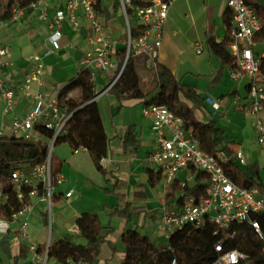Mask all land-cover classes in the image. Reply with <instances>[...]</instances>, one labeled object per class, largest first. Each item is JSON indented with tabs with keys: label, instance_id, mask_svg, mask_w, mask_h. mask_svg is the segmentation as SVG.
Instances as JSON below:
<instances>
[{
	"label": "built area",
	"instance_id": "1",
	"mask_svg": "<svg viewBox=\"0 0 264 264\" xmlns=\"http://www.w3.org/2000/svg\"><path fill=\"white\" fill-rule=\"evenodd\" d=\"M118 14L124 22L126 54L120 62L114 60L115 42L113 29L97 11L98 0H66L58 7L50 18V4L45 0H34L30 10L37 11L49 25V49L42 56H35V67L27 72L22 85L17 89L6 78V72L12 67L7 59L10 48L0 41V96L3 102V115L12 114L20 103L22 96L33 97L34 107L24 116L12 118V134L34 144H45L47 156L40 163L15 164L10 173L9 183L12 191H6L0 184V235H12L26 246L30 256L29 264H49L50 237L39 245L32 240L29 232L31 221L39 209L47 217V227L55 207L56 187L65 182L58 174L53 176V152L57 138L67 132L72 114L67 113L59 105L58 92L50 97L33 92V85H43V58L53 55L61 49L60 42L63 30L68 24L73 31L81 27L79 15L82 14L90 34L87 43L90 51L81 60L80 65L88 70L95 82L100 73L113 72L107 90L119 79L130 56L145 58L146 66L157 72L160 52L163 43L166 23L172 0H117ZM228 8L232 15V41L228 46L230 56L236 61V69L231 70V79L239 81L246 78L248 103L241 105L249 116L255 118L256 143L264 149V75L261 72V58L255 53V38L262 30V24L256 10L245 0H228ZM25 12L17 11L13 22L19 21ZM134 19L135 26L131 21ZM7 23L0 24V27ZM132 29H136L137 37H133ZM197 54L203 51L202 43H197ZM122 63L121 67L119 65ZM97 99V96L94 100ZM242 101L237 95L235 103ZM205 103L215 113L222 106L221 100L205 98ZM143 116L151 121L155 135V146L148 154L147 161L162 173L165 184L169 187L174 183L181 171H189L187 181L182 187L195 181V173H203L208 182L207 189L197 200L185 196L181 203L166 208L160 217L158 231L168 241L175 232L193 229H211L214 235L224 234L230 240L238 234L232 227L236 224L248 225L258 242L264 241V231L254 218L264 214V181L261 187H242L235 183L227 174L225 165L233 157L238 165H246L242 149L233 151L229 156L225 151L218 150L214 154L203 151L192 128H185L184 120L176 116L165 105H150L143 108ZM41 126L52 135L46 136L37 127ZM86 151L80 148L74 153ZM87 152V151H86ZM106 159L101 160L104 165ZM239 166V165H238ZM190 186V185H189ZM73 190L65 194L71 199ZM12 198L25 206L19 210L11 207ZM227 242L220 239L213 247L210 264H241L249 256L238 249L228 250ZM54 264H62L54 262ZM65 264H87L83 261L67 260ZM172 264H177L173 260Z\"/></svg>",
	"mask_w": 264,
	"mask_h": 264
},
{
	"label": "crops",
	"instance_id": "2",
	"mask_svg": "<svg viewBox=\"0 0 264 264\" xmlns=\"http://www.w3.org/2000/svg\"><path fill=\"white\" fill-rule=\"evenodd\" d=\"M45 1L50 4L48 14L51 18L60 7V3L64 4L66 0ZM227 1L174 0L165 27L159 63L166 66L184 86L193 87L204 100L206 97L221 100L222 106L217 113H214L207 105L208 111L212 112L210 115L206 113L207 118L214 120L217 127L226 133V140L232 151L243 150L247 167L257 163L260 168H264V149L258 146L259 150L253 151L256 131L253 135L244 132L252 117L241 109V105L249 101L246 98L248 80L246 78L239 81L232 80V69L222 68L220 60L207 45L210 37H213L216 42H222L227 34L228 26L232 27V15ZM116 2L117 0H112L109 4L107 0H102V4L111 10ZM79 21L81 27L78 31H73L68 24L65 25L60 42L61 49L43 58V85H33L35 94L41 93L45 97L53 96L69 79L78 74L81 69V60L90 51L87 43L90 31L82 14L79 15ZM117 23L124 25L118 11L110 28L115 30ZM49 35L48 23L33 10L26 12L19 21L0 27V41L10 48L7 59L12 63L5 78L15 88L18 89L22 85L25 74L35 67L34 57L42 56L49 49ZM263 39L264 32L257 34L255 48L258 46V41ZM114 42L115 48H119L118 42ZM197 43L203 45L201 54L196 52ZM255 53L260 58L264 57V53L260 54L257 49ZM219 74L220 77H218ZM97 80L99 86L104 87L97 93L96 101L109 139L106 162L103 166L111 174L103 177L86 151L74 153L68 144L55 147L54 158L63 163L60 174L65 178V182L57 186L55 190L53 214L54 223L57 225L56 232H58L56 239L75 232V228L77 232L74 236L79 237L80 216L86 212L97 214L103 226H111L114 232L109 236L108 241L101 245L94 264H121L125 255V244L121 236L126 228H139L141 234L156 244H163L165 240L168 243V240L159 233L157 226L163 210L171 208L178 202L175 199L168 200L170 186L175 182L179 184L186 182L190 173L186 170L179 172L174 183L169 187L161 176L159 183L152 187L147 169H152L154 172L158 170L147 161L148 154L155 146L151 121L143 114L141 120L138 112H132L136 105L127 106L118 111L115 96L107 90V76L99 74ZM237 95L242 97V101L238 104L235 103ZM107 97L110 98L107 100L109 118L105 119L101 108L102 101ZM34 101L33 97L22 96L13 112V117L28 114L34 107ZM199 117L201 121L206 120L201 114ZM132 125L137 126L139 146L125 147L123 140L128 127ZM0 134H12L10 126H7L5 121L0 124ZM262 180L264 181V178ZM193 183L190 182L189 185L192 186ZM115 184H117L116 189ZM70 190H73L74 194L71 199H66L65 194ZM117 194L124 196L125 202H132L133 207L142 210L137 219L127 223L125 219L109 216L108 213L118 205ZM176 195L178 196V193ZM123 205L124 202L121 208ZM44 217L43 210L39 209L31 224L36 221L47 228ZM70 241L79 244L76 239ZM37 243L42 245L44 241ZM21 246L23 245L18 238L12 235H0V264H13Z\"/></svg>",
	"mask_w": 264,
	"mask_h": 264
},
{
	"label": "trees",
	"instance_id": "3",
	"mask_svg": "<svg viewBox=\"0 0 264 264\" xmlns=\"http://www.w3.org/2000/svg\"><path fill=\"white\" fill-rule=\"evenodd\" d=\"M253 7L262 24L261 32H264V4L260 0H245ZM34 0H0V24L13 22L17 11L28 12ZM62 2L60 3V6ZM98 13L103 16L107 24L113 23L116 18L118 2L113 10L102 4L98 0ZM232 27L228 26L227 34L222 42H216L213 37L207 41L209 49L218 57L222 68L228 67L236 69V61L230 56L228 46L232 41L230 32ZM133 37H137L136 29H132ZM123 41L126 35L122 36ZM126 54L125 47L115 48L114 60L120 62ZM137 58L130 56L122 74L116 83L109 89L118 102V111L127 106L142 105L143 108L150 105H165L176 116L184 120L185 128H192L195 138L199 142L200 148L209 154H214L218 150L225 151L232 156L233 151L226 140V133L217 127L211 118H207L208 111L205 100L199 96L193 87L184 86L174 74L164 65L159 63L156 72V92L145 93L141 89V80L137 70ZM122 63L119 65L121 67ZM261 72L264 75V57L261 58ZM220 77V74L219 76ZM247 90V87H246ZM95 82L92 80L88 70L80 69L78 74L69 79L58 91V101L62 109L72 114L67 132L59 136L55 142V147L68 144L72 151L84 148L97 171L103 176L111 174L102 164L101 160L106 157L109 139L105 132L101 114L97 101ZM207 113V114H206ZM206 118L201 121L199 115ZM137 126L128 127L123 145L125 147H138ZM37 130L51 137V133L41 126ZM47 156V146L45 144H34L26 141L14 134H0V184L2 183L6 191L11 192L12 186L9 183L10 173L18 162L40 163ZM233 159L225 165L227 174L232 180L242 187H261L262 178L260 167L257 163L248 166V171L241 169ZM63 163L53 158V176L61 173ZM149 183L155 187L161 180L162 173L147 169ZM208 186L207 178L203 173H195V181L192 186L175 182L170 186L168 200H176L181 203L184 196H192L197 200L205 193ZM117 188V184L114 185ZM107 192H111L108 191ZM114 192V191H112ZM178 193V196L176 195ZM118 205L113 207L108 214L110 217L125 219L130 223L137 219L142 210L133 207L132 202H125L124 196L117 194ZM56 200V197L54 198ZM124 205L121 208V204ZM11 207L19 210L25 203H19L12 198ZM47 225V217H44ZM264 231V214L254 217ZM79 237L83 243H73L67 238H60L52 241L49 248V259L53 262L65 264L67 260L83 261L87 264H94L97 260L101 245L108 241L109 236L114 232L111 226H103L99 216L92 213H83L78 220ZM214 230V229H213ZM208 228L193 229L175 232L165 247L156 244L147 236L139 232V228H126L121 239L125 244V255L121 264H172L173 260L177 264H200L195 255V248H205L212 253L214 245L222 238L227 242L228 250L238 249L249 256L246 262L241 264H264V256L259 255L258 240L254 232L248 225L236 224L232 227L238 234L237 238L230 240L224 234L214 235V231ZM28 249L21 246L19 254L14 258L13 264H23L22 260L28 257Z\"/></svg>",
	"mask_w": 264,
	"mask_h": 264
},
{
	"label": "rangeland",
	"instance_id": "4",
	"mask_svg": "<svg viewBox=\"0 0 264 264\" xmlns=\"http://www.w3.org/2000/svg\"><path fill=\"white\" fill-rule=\"evenodd\" d=\"M260 1H261V3L264 4V0H260ZM107 2H109V4H111L112 0H107ZM172 4H174V0H172ZM178 5H179V3H178ZM131 24L133 27L135 26L134 19L131 21ZM114 31H113V35H112L113 40L118 42L119 47H123L124 45H122V42H123L122 36H123V31H124V25L117 23ZM258 42H259L258 46L255 49H257L259 51V53L262 54V53H264V39L262 41L259 40ZM114 47H115V45H114ZM136 62H137V70L139 72V76H140V80H141V89L145 93H151V96H152L156 92V88H155L156 87V83H155L156 73L147 68L145 58H142V57L137 58ZM100 75L107 76L106 85H109L111 82V76L113 75V72L100 73ZM97 81L95 83L96 89L98 88L97 89L98 91H96V93H99L100 90L104 87L101 85L99 86V83ZM107 98H105L102 101V108H101L102 114H103L105 119L109 118V106H108L107 100H109L110 98L109 97H107ZM142 111H143V106L138 105L133 109L132 112H134V113L138 112L139 118L142 120L143 119L142 118V114H143ZM12 118H13V113L10 115H7L6 117L3 115V102L1 99L0 124L5 121L7 126H10V128H12ZM250 118H249L250 120L248 122L246 131H244V132H246L248 135H253L256 131L255 127L253 126V123H255V118L254 117H250ZM253 148H254L253 151L259 150L258 144L256 142L254 143ZM55 151H56V148L54 149V152H53V158H54ZM238 165L244 171H248V167L246 165H243L240 162H238ZM260 174H261L262 178H264V168H260ZM54 222H55L54 221V214H52L51 224L47 228H44L40 222H36V221L33 222L29 228V232L32 236V240L35 243H37L38 241H44V243H45L47 241V239L50 237V240L54 241L56 239V235L58 233V232H56L57 225ZM78 229H79V227H78ZM74 231L75 232H70L68 234V236H64L63 238H67L70 240L76 239L78 243H83V240L80 237L74 236V235H76L75 233L77 232V228H75ZM258 244H259L258 245L259 246L258 247L259 255L264 256V241L258 242ZM162 245H164L165 247L168 245L166 240L163 242ZM194 250H195V255L198 258L200 264H210V262L212 260V256H211L210 252L206 251L207 249L195 248ZM29 259H30V256L28 255V257L25 260H22L21 262L23 264H29ZM49 264H54V262L51 260L49 262Z\"/></svg>",
	"mask_w": 264,
	"mask_h": 264
}]
</instances>
